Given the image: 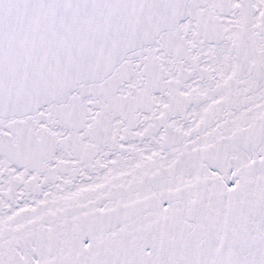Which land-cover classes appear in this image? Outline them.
Returning <instances> with one entry per match:
<instances>
[{"label": "snow or ice", "instance_id": "obj_1", "mask_svg": "<svg viewBox=\"0 0 264 264\" xmlns=\"http://www.w3.org/2000/svg\"><path fill=\"white\" fill-rule=\"evenodd\" d=\"M0 264H264V0H0Z\"/></svg>", "mask_w": 264, "mask_h": 264}]
</instances>
